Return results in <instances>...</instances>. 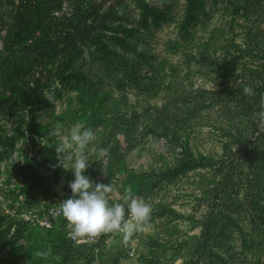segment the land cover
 Returning <instances> with one entry per match:
<instances>
[{"label":"trees","instance_id":"trees-1","mask_svg":"<svg viewBox=\"0 0 264 264\" xmlns=\"http://www.w3.org/2000/svg\"><path fill=\"white\" fill-rule=\"evenodd\" d=\"M210 3L222 5L230 30L212 24ZM171 5L161 6V0H0V166L22 141L33 158L53 168L61 192L46 188L31 160L17 168L21 191H32L25 187L32 183L45 196L29 206L72 196V172L53 167L58 141L49 132L60 122L46 116L55 108L53 99L64 101L67 107L74 105L64 112H72V119L108 132L104 139L112 143L107 156L98 160L93 152L85 175L115 186L123 173L122 189L112 194L110 204L122 203L129 186L138 193L153 178L172 184L192 169H207L198 175L202 194L213 200L206 219L165 203L154 213L167 216L169 224L189 220L199 229L192 244L148 236L141 262L151 264L171 251L183 258L180 264H264V126L258 116L264 111V0H184L182 9ZM170 23H176L178 38L165 44L162 55L153 39ZM195 77L222 89H193ZM247 85L255 95L244 93ZM212 107L225 112L220 123L206 117ZM204 126L219 135V155L193 148ZM140 128L166 140L175 153L172 166L151 167L144 176L127 169L120 136L135 135ZM158 158L165 161L163 155ZM15 204L13 200L7 208L0 201V264H123L134 255L127 244L109 248L121 233L103 234L99 244H76L62 215L44 228L8 213L9 208L24 209ZM245 222L249 231L241 225ZM236 232L239 250L233 244ZM26 246L36 248L38 258L26 255Z\"/></svg>","mask_w":264,"mask_h":264},{"label":"rangeland","instance_id":"rangeland-1","mask_svg":"<svg viewBox=\"0 0 264 264\" xmlns=\"http://www.w3.org/2000/svg\"><path fill=\"white\" fill-rule=\"evenodd\" d=\"M155 1V0H151ZM171 1L172 9H182V4L184 0H161V6L167 4ZM177 5L175 7L174 3ZM209 9H211L212 14V24L224 26L227 22H229V16L224 13L225 11L221 8L222 5L219 4L217 7L213 6L212 3L209 5ZM179 20V19H178ZM177 20V21H178ZM226 30H230L226 24ZM178 38V27L176 23L165 24L161 27L160 30L157 31L156 36L153 39V47L154 49L162 53H165V44L168 41L175 40ZM227 38H235L232 34H229ZM237 41L240 42L241 38L237 37ZM173 61H176L178 58L171 56ZM193 89L202 88L205 90H216L219 91L222 87H214L211 82H206L203 79L195 77L192 79ZM50 96V95H49ZM53 99L52 96H50ZM130 103L133 105L134 100L132 96H130ZM55 102V108L53 110H49L47 117L50 115H54L58 118L59 124L62 125L64 132L66 133L73 124L79 122L78 119H72V112L64 113L68 108H74L73 106L67 107L64 101H57L53 99ZM162 101H158V104H161ZM222 108L212 107L210 111L205 112L206 117L210 115V121H217L220 123L223 118H226L225 112L221 111ZM130 110V108H127ZM78 116L77 114H75ZM48 118L47 120H49ZM89 127V126H88ZM7 131H11L13 125L9 124L7 127ZM96 131L97 140L94 142V148L96 150L104 148L108 149V146L112 143L110 139L105 140L104 135H108V132L104 134V129L100 126L99 128H93ZM139 133V134H138ZM135 135L126 134L125 136H120L122 138V146L121 153L125 156L124 164L127 166L128 170L136 171L144 176L145 173H149L151 167L154 169L157 168H166V165L172 166L174 162L172 161L173 150H170L168 144L165 139H156L151 136L150 133L144 134L142 129H139V132ZM199 142H196V146L193 148L203 152V153H212L215 154L222 153L220 137L216 134L209 126H204L201 136L199 138ZM108 142V143H107ZM192 145H194L192 143ZM95 152V151H94ZM96 153V152H95ZM159 155H163L162 159L158 158ZM216 156V155H215ZM34 165V170L36 174L42 176L45 180V186L48 190H53L55 192H60L59 187L55 185L54 179V171L53 168L44 164L39 157L33 158V155L30 154L27 147L20 141L17 144V150L12 155L7 162L3 163L0 166V201L5 207H9L13 200L15 201L16 206H21L24 209L30 207L29 205H33L34 203H38L39 199L45 196V193L38 187L31 186L32 183H29L25 187H32V191H21V188L24 187L22 183V174L17 172V168L19 166L26 165L29 161ZM162 165V166H161ZM207 172V169L196 168L192 169L188 172L187 175L181 176L172 184H166V182H161L158 178H153L151 181L159 182L156 186L151 184L150 182H146L148 184H144L141 188V191L135 193L136 195L143 197V199L152 206V217H151V227L146 232H139L133 235L127 242L124 241L123 236L119 237L117 240L112 241L109 248L111 251L115 249L121 248L124 244L130 245V251H133L134 255H128L126 259L123 261V264H144L140 260V256L143 254L147 255L146 251V241L148 240V236L156 237L163 242H167L170 240L172 242H190L192 244L191 238L199 234V229H195L193 224L189 220L176 221L169 224L167 216H155L154 213L157 210V207L161 203L171 204L173 208L189 214L194 219L203 220L206 219L211 208L213 200L202 194V189L199 187V173ZM73 174V173H71ZM70 181L74 180V174L70 176ZM117 184L114 187L117 191L113 194L119 193L122 189L124 176L123 173L117 175ZM29 192V193H28ZM18 195V196H17ZM31 202V203H30ZM30 203V204H27ZM31 205V206H32ZM10 209V208H9ZM176 224L177 232L172 234L173 225ZM243 227L249 231L248 223H241ZM234 243L237 249H240V238L238 233L234 234ZM188 247V246H187ZM135 248V249H134ZM34 250H30L29 247L26 246L23 249V252L26 255H32V258H38V253L36 248ZM134 249V250H133ZM187 248L182 250V255L186 253ZM256 251V250H255ZM170 254L166 256H160L156 261L151 262V264H180L183 261L182 257L176 256L169 251ZM249 253V252H248ZM130 254V252H129ZM255 257L258 256V251L253 252ZM249 255V259L252 258L251 254ZM177 257V258H176ZM152 259V258H150ZM174 259V261H173ZM264 261V259H262ZM22 264V263H20ZM23 264H30L28 262H24ZM260 264L262 262L260 261Z\"/></svg>","mask_w":264,"mask_h":264},{"label":"clouds","instance_id":"clouds-1","mask_svg":"<svg viewBox=\"0 0 264 264\" xmlns=\"http://www.w3.org/2000/svg\"><path fill=\"white\" fill-rule=\"evenodd\" d=\"M246 95H255L251 85L243 89ZM264 108V98L260 102ZM259 122L264 126V111L259 112ZM49 136L57 138L54 146L58 163L53 167H61L74 174L69 182L72 196L60 202L59 212L66 220L67 235L76 242H91L101 234L121 233L127 242L134 234L150 229L152 206L143 197L136 195L132 187L125 189L123 202L110 204L112 194L117 190L113 185L96 183L85 175L92 160L90 156L96 152L97 159L102 160L108 150H96V131L84 122H77L65 133L62 125L57 124ZM45 146L46 138L40 139ZM46 255V253H41Z\"/></svg>","mask_w":264,"mask_h":264},{"label":"built area","instance_id":"built-area-1","mask_svg":"<svg viewBox=\"0 0 264 264\" xmlns=\"http://www.w3.org/2000/svg\"><path fill=\"white\" fill-rule=\"evenodd\" d=\"M63 200H65V197L63 195H60V199L56 204H50L49 202H47V200H43L41 202L40 207H29L23 209L22 211H17L16 209H7V212L11 213L12 216H18L24 222L35 223L40 227H44V228H51L53 225V219L62 215L59 212V208H60V202H62ZM102 237L103 234H101L99 237L95 238L91 242L84 240L80 242H76L73 241L72 239L71 240L76 244H83V243L99 244L101 242Z\"/></svg>","mask_w":264,"mask_h":264}]
</instances>
